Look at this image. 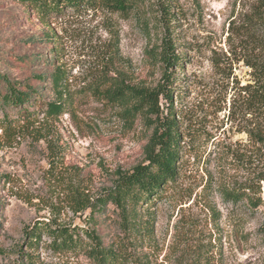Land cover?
<instances>
[{
  "label": "rangeland",
  "instance_id": "obj_1",
  "mask_svg": "<svg viewBox=\"0 0 264 264\" xmlns=\"http://www.w3.org/2000/svg\"><path fill=\"white\" fill-rule=\"evenodd\" d=\"M135 3L42 13L31 0H0V75L36 88L23 106L0 100V264H96L86 231L126 252V264H264V104L244 90L250 62L264 57V0ZM163 5L174 66L155 47L167 34ZM165 73L181 114L178 174L139 206L152 232L124 231L112 203L93 209L121 173L147 163L156 123L127 119L100 88L112 78L157 88ZM46 225L78 244L58 247Z\"/></svg>",
  "mask_w": 264,
  "mask_h": 264
},
{
  "label": "trees",
  "instance_id": "obj_2",
  "mask_svg": "<svg viewBox=\"0 0 264 264\" xmlns=\"http://www.w3.org/2000/svg\"><path fill=\"white\" fill-rule=\"evenodd\" d=\"M36 6L42 8V13L60 10L62 3L78 5L85 0H31ZM111 7L127 10L136 5L138 0H106ZM168 20L166 33L171 31L172 16L170 5H163ZM166 21V22H165ZM160 26V25H159ZM156 24L154 30L159 27ZM167 33L160 44H156V50L160 48V59L167 65L174 66L179 62V56L175 52L173 40ZM259 50L264 56V38L258 43ZM254 68V83L244 87L249 93L250 101L256 105L264 104V57L250 62ZM0 81L4 82L5 92H0V100L4 105L20 106L28 103L36 93V88L28 86L26 90L20 88L19 82L12 81L8 76H1ZM59 80L55 79V86H59ZM101 91L111 99L117 101L127 119L134 120L138 114L148 117L149 121L156 123V129L152 135L147 163L137 165L133 170L123 172L116 180L112 188L106 189L100 200L94 206V212H98L106 207L107 203H112L115 211L121 218L124 231H139L146 234L152 232V215L143 214L139 206L143 201L149 204L155 196H161L164 185L169 180H174L178 174L179 148L182 141L179 132L178 115L180 111L176 109L173 101L172 77L165 73V81L161 82L157 88L138 87L127 84L120 79H110L108 85L100 88ZM165 95L168 104H161V95ZM63 108V103L58 99L48 103V112L55 114ZM154 117V118H153ZM235 196V200L239 199ZM149 208H147L148 210ZM52 236L60 242L58 247H70L78 244L79 238H75L73 232L65 227H52L46 225ZM52 227V228H51ZM92 237V244L89 248L90 257L96 264H126L128 254L126 252H116L112 248H106L99 236L94 231H86ZM35 234L33 235V237Z\"/></svg>",
  "mask_w": 264,
  "mask_h": 264
}]
</instances>
